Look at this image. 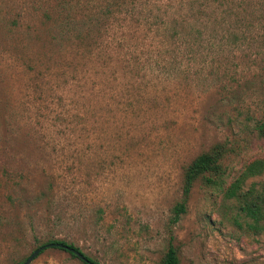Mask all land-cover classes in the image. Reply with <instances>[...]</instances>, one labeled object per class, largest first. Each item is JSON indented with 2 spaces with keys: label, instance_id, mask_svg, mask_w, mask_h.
Here are the masks:
<instances>
[{
  "label": "rangeland",
  "instance_id": "rangeland-1",
  "mask_svg": "<svg viewBox=\"0 0 264 264\" xmlns=\"http://www.w3.org/2000/svg\"><path fill=\"white\" fill-rule=\"evenodd\" d=\"M262 122L264 0H0V264L50 239L98 264L168 244L179 264H264V221L224 194L264 159ZM215 143L221 186L196 178L172 221ZM28 264L83 262L50 246Z\"/></svg>",
  "mask_w": 264,
  "mask_h": 264
},
{
  "label": "trees",
  "instance_id": "trees-1",
  "mask_svg": "<svg viewBox=\"0 0 264 264\" xmlns=\"http://www.w3.org/2000/svg\"><path fill=\"white\" fill-rule=\"evenodd\" d=\"M257 130L258 134L264 137V122L257 125ZM226 150L227 148L224 144L215 143L208 150L203 151L196 157H194L185 166L182 173V197L172 206V221H176L180 214L184 212L187 194L192 182L196 178H201L207 184L215 185L217 187L221 186L222 180L220 178L223 174V170L220 166V160L225 154ZM244 167L245 168L238 174V177H236L228 185L224 194L229 197H235V199L237 200L239 211H241L245 217H248L251 220V226L261 227L263 226L262 222L264 221V174L262 173L264 170V159H253ZM259 174L262 175V180H260L259 182H252L245 188H242V184L246 181V179L257 176ZM51 242L67 244L69 247H73L74 249L82 253L71 243H66L62 240L50 239L45 243ZM68 253L71 256L76 257L74 254L70 252ZM83 256L89 262H91V264H98V262L92 260L86 255L83 254ZM22 261L16 264H20ZM82 262L83 264H89L84 261ZM159 264H179L176 250L171 244L167 245L166 250L161 256Z\"/></svg>",
  "mask_w": 264,
  "mask_h": 264
},
{
  "label": "water",
  "instance_id": "water-1",
  "mask_svg": "<svg viewBox=\"0 0 264 264\" xmlns=\"http://www.w3.org/2000/svg\"><path fill=\"white\" fill-rule=\"evenodd\" d=\"M50 246H55V247H59L62 248L72 254H74L78 259L91 264V262H89L82 253H80L79 251H77L76 249H74L73 247H69L67 244H62L59 242H51V243H44L41 244L39 246H37L35 249H33V251H31V253L25 257V259L20 263V264H28L41 250L50 247Z\"/></svg>",
  "mask_w": 264,
  "mask_h": 264
}]
</instances>
